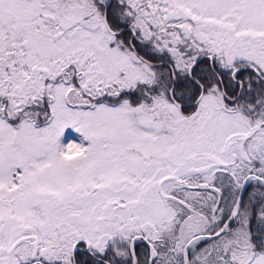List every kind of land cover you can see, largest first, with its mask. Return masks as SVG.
Segmentation results:
<instances>
[{"label":"snow or ice","instance_id":"6c2138e0","mask_svg":"<svg viewBox=\"0 0 264 264\" xmlns=\"http://www.w3.org/2000/svg\"><path fill=\"white\" fill-rule=\"evenodd\" d=\"M0 264H264V0H0Z\"/></svg>","mask_w":264,"mask_h":264},{"label":"rangeland","instance_id":"374dc122","mask_svg":"<svg viewBox=\"0 0 264 264\" xmlns=\"http://www.w3.org/2000/svg\"><path fill=\"white\" fill-rule=\"evenodd\" d=\"M67 138L68 139H74V140L80 139V137L77 134H75L74 132H72L71 130L68 131ZM65 142H67V140Z\"/></svg>","mask_w":264,"mask_h":264}]
</instances>
